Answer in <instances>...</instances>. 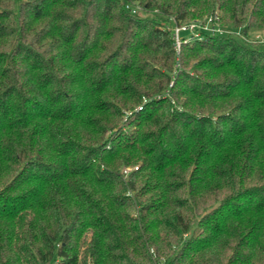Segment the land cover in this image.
<instances>
[{"label": "trees", "instance_id": "obj_1", "mask_svg": "<svg viewBox=\"0 0 264 264\" xmlns=\"http://www.w3.org/2000/svg\"><path fill=\"white\" fill-rule=\"evenodd\" d=\"M259 29L264 0H0V264H264Z\"/></svg>", "mask_w": 264, "mask_h": 264}, {"label": "built area", "instance_id": "obj_2", "mask_svg": "<svg viewBox=\"0 0 264 264\" xmlns=\"http://www.w3.org/2000/svg\"><path fill=\"white\" fill-rule=\"evenodd\" d=\"M126 8H130V11L132 13H136L135 11L140 7L134 5H129V6L126 5ZM217 19H218L217 14H214L213 16H209L203 20H194L189 23L174 25V27H172L171 30H172L175 50L176 51L178 50L179 45L182 41H187L193 37H199L201 35V32L203 31H206L211 34L215 32H219V33L223 32V30L220 27L218 28Z\"/></svg>", "mask_w": 264, "mask_h": 264}, {"label": "rangeland", "instance_id": "obj_3", "mask_svg": "<svg viewBox=\"0 0 264 264\" xmlns=\"http://www.w3.org/2000/svg\"><path fill=\"white\" fill-rule=\"evenodd\" d=\"M135 12H136V14H139V15H143V16H147V17H150L151 16L150 13L143 12V10L140 9V8L137 9ZM263 38H264V29H259V30L252 31L250 33V35H249V39L250 40H261L262 41ZM122 170L126 174L130 170V168L125 167Z\"/></svg>", "mask_w": 264, "mask_h": 264}]
</instances>
